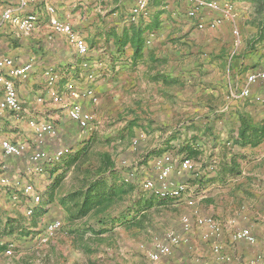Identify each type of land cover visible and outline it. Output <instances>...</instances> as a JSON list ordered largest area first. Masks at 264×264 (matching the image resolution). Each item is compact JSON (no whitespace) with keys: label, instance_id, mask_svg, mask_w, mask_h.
I'll return each instance as SVG.
<instances>
[{"label":"crops","instance_id":"obj_1","mask_svg":"<svg viewBox=\"0 0 264 264\" xmlns=\"http://www.w3.org/2000/svg\"><path fill=\"white\" fill-rule=\"evenodd\" d=\"M19 1L0 0V14L7 7L18 8ZM220 1L235 4L236 19L225 18L216 28L199 29L197 20L187 15L190 0H148V13L137 17L131 13L137 0H30L22 12L39 13L41 21L36 28L22 32L8 23L0 34V57L12 56L18 64L32 60L34 65L32 74L17 83L24 112L0 110V143L3 139L31 143L34 129L28 120L38 121L47 113L53 118L55 106L63 102L67 112L69 103L75 101L91 112V128L97 118L95 110L108 102L117 114L127 113H122L119 123L116 121L111 129L125 128L118 134L126 131L140 137L137 152L150 153L148 163L152 165L156 156L172 154L171 176L186 183L189 190L182 200H161L171 204L175 215H188L193 226L186 231L182 223L181 241L172 245V252L162 258L165 262L158 261L160 264H262L264 261V138L249 141L251 132L245 134L251 133L249 138H241L245 119L264 127V81L252 85L251 97L237 99L231 95L233 86L244 85L249 71L264 68V35L259 38V26H256L264 23V6L258 0ZM47 3L54 5L58 16L70 22L87 40L88 65H83L66 36L50 27ZM218 16H221L218 11H205L207 20ZM237 25L255 32L252 41L257 40V51L233 49L231 27ZM19 34L22 38L17 42L22 43L14 47ZM248 36H244L246 42ZM32 52L35 56L29 59ZM247 54L255 58L244 63L242 57ZM47 71L61 77L57 89L63 95L62 102L53 101L46 91L47 80L42 73ZM89 73H94L93 80L89 79ZM69 82L81 92L93 88L98 100L84 95L74 97L67 88ZM56 149L52 151L55 153ZM34 150L29 144L24 156L31 165L22 164L17 170L35 173L37 177L38 172L46 173V166L53 161L44 162L42 170L35 172L30 160ZM157 150L162 152L157 154ZM175 152L179 159L191 157L194 170H178L180 163H174ZM8 159L14 157L0 153V165L5 161L7 166ZM4 175L0 166V215L8 216L12 215L15 198L9 187H5L7 183L1 181ZM8 180L16 189L32 183L33 194L41 195V201L36 203L33 195L25 194L22 189L26 211L33 207L34 213L42 215L59 209L61 212L58 210L54 220L65 216L72 221L85 217L74 216L70 194L58 191L54 184H49L48 192H44L36 180L23 184L17 173ZM190 198L192 204L188 203ZM209 216L214 218L218 232L208 224L197 222ZM82 224L78 225L79 229ZM243 228L250 229L257 240L251 243L236 239L234 233ZM5 231L9 233L8 224ZM217 244L220 252L214 250Z\"/></svg>","mask_w":264,"mask_h":264},{"label":"rangeland","instance_id":"obj_2","mask_svg":"<svg viewBox=\"0 0 264 264\" xmlns=\"http://www.w3.org/2000/svg\"><path fill=\"white\" fill-rule=\"evenodd\" d=\"M258 4L261 7L264 6V0L258 1ZM256 26L258 27L259 24L257 23ZM235 28L238 29L242 39L239 46L242 51L259 49V44L255 45L256 42H252V35L255 32L250 33L248 28L237 25L231 27L235 51L239 48H235ZM245 35H249L247 42ZM21 38L19 34L15 38L16 42ZM20 44L14 42V47ZM34 56L32 52L29 59ZM262 56L258 59L261 60ZM251 58L255 57L247 54L242 57V60L246 63L247 60L251 61ZM246 69L247 67L244 71ZM42 74L45 75L46 80V72ZM58 79L61 81V77ZM19 80L22 79H16V85ZM2 92L0 87V95ZM65 104L63 102L55 106L53 118H50L47 113V115H41V119H36L54 121L56 132L46 136L44 147L51 156L54 154L52 150L64 149L63 157L52 159L53 162H49L50 164L46 166L48 169L46 173L38 172L37 177L33 175L35 173L29 174L25 170H17V166L19 168L22 164L26 166L30 164L24 155L21 158L8 159L9 166L1 167L5 174L3 177L7 178L5 187H9L15 199H13L12 215H0V246H3L0 248V264H158L159 262L155 263L150 258L149 253L158 244L167 243L170 233L182 235L184 216L175 215L170 203L149 195L141 188L140 182L145 177H153L156 174L153 162L152 165L148 163L150 153L137 152L140 137H135L129 132L126 134V131L118 134L126 130L120 128L123 122L119 125L120 129L116 128V131L114 128L111 129L116 121H120V115L127 113L117 114L112 110L114 106H110L107 102L95 110L97 118L93 121L91 128L83 131L71 123ZM28 123H30L29 120ZM31 140H34V135ZM32 141L29 144L36 147ZM105 154L111 156L112 164H108ZM175 154L174 163L179 165V155L177 152ZM46 161L48 160L38 163L41 170L42 164ZM3 164H6L5 161ZM34 166L36 164L33 163L32 167ZM101 168L105 171L106 185L113 182L122 183L121 181L130 175L131 180L125 185L128 190L123 198L107 212L97 215L91 213L73 221L65 216V223L63 218H57L61 221V226L52 234L46 232L45 225L55 219L54 215L59 209L45 211L42 215L36 213L28 215L25 210L24 194H22L23 188L16 189L8 183V177L17 173L18 178L23 180V184L27 181L35 183L33 180H36L44 192H48L49 184H54L58 191L70 194L85 188ZM69 202L74 207L73 200ZM121 218L123 222H120ZM81 222L83 224L80 230L78 225ZM6 224L9 226V233L5 231ZM102 229H104L103 232H100ZM7 248L12 249V254H5L4 250ZM161 260L165 262L164 259Z\"/></svg>","mask_w":264,"mask_h":264},{"label":"built area","instance_id":"obj_3","mask_svg":"<svg viewBox=\"0 0 264 264\" xmlns=\"http://www.w3.org/2000/svg\"><path fill=\"white\" fill-rule=\"evenodd\" d=\"M30 0H20L18 8L7 7L0 14V34L7 26L8 23L14 25L22 32L33 31L40 23L41 17L38 12H22ZM191 6L187 10V15L190 18L196 19V27L199 29L216 28L223 19L228 18L235 20L237 17L235 11V4L231 1L222 2L220 0H190ZM206 10H214L221 13V16L207 20L205 18ZM46 13L48 14V22L53 31L62 33L66 36L68 42L73 45L78 55L83 60V65H88L87 57L90 53V46L87 40L74 28V26L65 20H62L58 14L54 5L46 4ZM133 17L140 16L141 14L148 13V0H137L131 11ZM236 27V26H235ZM235 35V48L239 47L242 43L241 36L238 29H234ZM33 61L27 60L24 63L18 64L14 57L4 55L0 57V85L3 90V97L0 99V110H10L17 114H20L23 110V103L19 97L16 79H24L29 76L33 70ZM47 83L46 91L50 95L51 99L55 102H62L63 95L57 89L58 75L53 71H47ZM89 79L95 78L94 73H89ZM264 81V68L249 71L246 76V81L241 87H234L231 91V95L234 98H248L252 95V85ZM67 88L71 95L79 97L81 95L89 96L93 101H97L98 97L93 88H87L81 92L73 83L69 82ZM43 97L40 96L39 100ZM68 115L74 120L79 127L85 131L90 128L93 120V114L85 110L79 102H72L68 105ZM30 125L34 129L33 144L36 145L35 150L30 155V160L36 166L32 167L33 170H41L40 164L42 160L60 159L64 156L65 150L58 149L54 155L51 156L45 147V139L48 134H54L56 132V126L52 121H35L32 120ZM29 143L17 142L10 139H3L0 143V153L5 157H22L27 149ZM153 164L156 169V174L153 177H145L140 185L142 189L154 196L164 199L179 201L182 200L185 194L188 192L189 187L186 183L177 181L171 176L173 170V156L170 153H165L160 156H156L153 159ZM4 168L5 165L1 164ZM194 160L189 156H182L180 158V168L184 171L194 170ZM32 171V169H31ZM133 175V173H132ZM130 175L125 177V181H130ZM2 183H7V178H1ZM34 185L27 183L24 186V193L27 195H33V201L39 203L41 201V195L33 194ZM188 203L192 204L193 199H188ZM28 215L34 213V208L29 207L26 211ZM198 223H205L210 225L215 231H219V227L216 225L213 217H201L197 220ZM183 228L188 231L192 228L193 223L188 215L182 218ZM61 226L60 220H54L47 224L46 232L48 234L54 233ZM236 239H245L251 243L257 240L256 236L248 228L239 229L234 233ZM181 236L170 233L169 241L167 243L158 244L149 255L154 262H158L162 257L169 255L172 252V245L179 243ZM214 250L220 252V245H215ZM8 254H12V249H7ZM209 264V263H205ZM264 264V261L262 262Z\"/></svg>","mask_w":264,"mask_h":264},{"label":"trees","instance_id":"obj_4","mask_svg":"<svg viewBox=\"0 0 264 264\" xmlns=\"http://www.w3.org/2000/svg\"><path fill=\"white\" fill-rule=\"evenodd\" d=\"M263 35L264 23L259 24V38H261ZM252 42L257 43V40H254ZM138 48H141V42L139 43ZM244 121L245 128H243L241 138H249L251 133H253V136L248 139L249 141L257 142L264 138V127H260L257 124H252L246 119ZM246 132L251 133L245 135ZM243 142L245 143L247 141L243 140ZM155 152L159 154V152H162V150H157ZM105 157L108 164H112L111 156L109 154H105ZM104 173L105 171L102 168L99 169V172L98 174H96V177L92 181H90V183L85 188H81L77 191H73L72 193H70L69 198L73 200L74 207H72L71 205V208L74 216L81 217L91 213L97 215L106 212L107 210L112 208V206H114L118 200L123 198L124 194L128 190L125 185L129 184L127 183L129 181H125V179H123L121 181L122 183L113 182L109 185H106L107 181L104 176ZM110 181L112 180L110 179ZM103 230L104 229H102L100 232H103ZM96 232L98 233V231Z\"/></svg>","mask_w":264,"mask_h":264}]
</instances>
